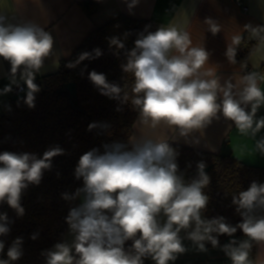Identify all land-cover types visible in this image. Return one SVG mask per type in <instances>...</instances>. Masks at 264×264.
<instances>
[{
	"label": "clouds",
	"instance_id": "clouds-1",
	"mask_svg": "<svg viewBox=\"0 0 264 264\" xmlns=\"http://www.w3.org/2000/svg\"><path fill=\"white\" fill-rule=\"evenodd\" d=\"M137 4L138 0L127 4L130 14ZM189 21L188 13L180 9L168 26L154 32L146 27L138 34L134 47L125 53L126 63L121 67L134 80L131 104L138 110L135 124L139 135L129 138L128 144H105L103 153L94 148L81 155L74 175L82 178L83 187L72 196L64 195L66 200L83 197L65 218L74 239L71 244L58 242L42 252L45 264H144L148 258L154 264H170L187 251L182 230L198 251L206 252V242L210 243L213 248L220 247L232 264H253L249 259L253 242L264 246V183L253 181L247 190L232 196L242 217L235 226L223 216L206 218L209 197L204 189L210 176L205 162H198L197 177L185 182L179 174L178 153L168 138H154L161 126L187 138L193 132H202L222 115L231 122L230 127L234 125L241 134L251 135L256 150L264 154V137L257 139L264 129V117H256L264 105V75L250 72L238 83L229 79L221 84L211 71L201 72L210 53L204 47L192 46L186 30ZM204 23L213 35L221 31L220 24L211 18ZM244 30L264 41V27L245 25ZM107 39L110 47L124 49L119 37ZM241 39L240 35L233 36L232 45L227 46L225 55L231 64L237 62L235 46ZM53 44L51 34L39 25L12 24L0 15V58L11 65L10 83L0 95L11 92L13 85L19 87L22 81L27 88L25 103L34 108L35 94L40 91L35 76L45 60L54 55ZM102 54L99 48L83 52L76 62L66 66L75 67ZM88 79L101 95L127 102L124 89L109 83L103 73L93 70ZM96 127L107 125L94 122L88 130ZM63 154L59 146L49 148L41 158L32 153H0V203H7L22 216V193L30 184L38 185L44 171L51 169L52 158ZM8 225L7 214L0 213V236L9 233ZM238 230L244 239L234 238ZM220 235L231 239L221 246ZM31 238L36 239V234ZM129 240L132 245L126 250L124 245ZM22 243L23 238L17 237L7 250V259H0V264L19 260ZM4 248L0 240V253Z\"/></svg>",
	"mask_w": 264,
	"mask_h": 264
},
{
	"label": "trees",
	"instance_id": "trees-1",
	"mask_svg": "<svg viewBox=\"0 0 264 264\" xmlns=\"http://www.w3.org/2000/svg\"><path fill=\"white\" fill-rule=\"evenodd\" d=\"M81 6L88 15L97 9L94 0L85 1ZM146 27L148 31H156L149 20L124 15L114 18L93 31L69 60L61 62L57 72L36 80L40 91L35 94L34 108L25 103L26 92L4 105L0 114V153H32L41 158L46 150L59 146L64 154L52 158L51 169L44 171L38 185L30 184L24 190L20 201L24 209L22 216L7 203H0V213L7 214L10 228L6 236H0L5 244L0 259H7V250L12 242L22 237L23 255L13 264H45L42 252L63 241L68 228L65 218L79 201V198L66 200L64 195L72 196L83 187L82 178L77 179L74 175L81 155L94 148L103 153L105 144H128L138 110L131 104L134 96L132 74L125 73L121 65L126 63L125 53L134 47L138 34ZM113 36L121 39L124 49L109 46L107 38ZM262 42L247 31L237 46L236 64L247 65ZM96 48L103 53L99 58L86 59L72 68L66 66L76 62L81 53L92 52ZM93 70L103 73L109 83L124 89L127 102L101 95L88 79L89 72ZM69 84L76 85L75 95ZM94 122L107 127L89 131V124ZM169 145L178 153L179 174L185 182L195 179L197 163L205 162L210 183L204 189L209 197L204 215L207 218L223 216L233 226L241 222L242 217L232 203V196L247 190L253 181L264 183V168L249 166L231 154H213L182 145ZM33 234H36V239L31 238ZM218 238L221 246L230 239L227 235ZM234 238L245 237L238 230ZM131 245L129 240L124 247L128 250ZM256 247L253 242L250 254L253 264ZM209 248H213L210 243ZM150 260L145 259L144 264Z\"/></svg>",
	"mask_w": 264,
	"mask_h": 264
},
{
	"label": "crops",
	"instance_id": "crops-1",
	"mask_svg": "<svg viewBox=\"0 0 264 264\" xmlns=\"http://www.w3.org/2000/svg\"><path fill=\"white\" fill-rule=\"evenodd\" d=\"M85 1L89 0H0V15L6 16L9 23L32 22L53 37L54 55L45 60L34 82L57 72L61 62L69 60L93 31L114 18L124 15L149 20L157 30L161 26H168L180 9L185 10L190 17L186 30L190 34L192 46L204 47L210 53L209 60L202 67L201 72L211 71L220 78L221 84L229 79L234 84L238 83L240 77L245 75V69H252L264 75V41L259 44L247 65L231 64L225 55L227 46L232 45L233 36L240 35L241 40L244 39L247 32L244 30L245 25L264 27V0H243V6L236 0H138L131 14L127 7L131 0H94L97 9L92 15H88L81 6ZM206 18L218 22L221 31L216 35L208 31V25L204 23ZM10 68V63L0 58V90L10 83ZM20 85L25 86L27 92L26 85L22 81ZM14 86L16 85L12 88ZM16 97L18 96L13 91L0 95V114L4 105ZM256 117H264V105L258 109ZM230 125L231 122L226 121L221 115L220 119H213L202 132H193L187 138L174 135L163 126L155 130L154 138H168V143L213 154H231L235 159L249 166L264 168V154L256 150L255 140L251 135H243L234 125L231 127ZM139 131L135 124L132 137L138 136ZM260 137H264V129L257 134V139ZM82 200L81 195L77 205ZM180 235L187 251L170 264H232L220 247L209 248V243L206 242L207 251L201 252L186 239L185 231L182 230ZM73 239L74 236L68 226L62 242L71 244ZM256 246L254 264H264V246L257 243ZM250 254L251 250L249 259ZM146 264H154V262L150 260Z\"/></svg>",
	"mask_w": 264,
	"mask_h": 264
},
{
	"label": "built area",
	"instance_id": "built-area-1",
	"mask_svg": "<svg viewBox=\"0 0 264 264\" xmlns=\"http://www.w3.org/2000/svg\"><path fill=\"white\" fill-rule=\"evenodd\" d=\"M237 1V3L239 4V5H241V6H243V0H236ZM250 72H254L252 69H245V74H248V73H250ZM12 91H13V93L15 94V95H17V96H20V95H23L24 93H25V86H23V85H20L19 87H17V86H14L13 88H12Z\"/></svg>",
	"mask_w": 264,
	"mask_h": 264
},
{
	"label": "water",
	"instance_id": "water-1",
	"mask_svg": "<svg viewBox=\"0 0 264 264\" xmlns=\"http://www.w3.org/2000/svg\"><path fill=\"white\" fill-rule=\"evenodd\" d=\"M68 87L70 88L73 95L76 94V85L75 84H69ZM261 90L264 91V84L261 85Z\"/></svg>",
	"mask_w": 264,
	"mask_h": 264
}]
</instances>
